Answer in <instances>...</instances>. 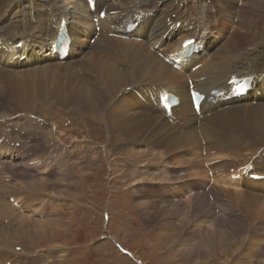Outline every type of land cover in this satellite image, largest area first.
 <instances>
[{
    "label": "bare ground",
    "instance_id": "obj_1",
    "mask_svg": "<svg viewBox=\"0 0 264 264\" xmlns=\"http://www.w3.org/2000/svg\"><path fill=\"white\" fill-rule=\"evenodd\" d=\"M93 2L94 13L88 0H0V150L19 155L0 154V195L14 202L35 195L38 205L47 198L39 206L53 210L51 221L42 219V229L34 231L29 213L18 216L27 223L1 220L0 245L27 242L61 221V190L76 188L81 176L76 165L63 163L64 151L51 160L65 146L57 120L74 135L75 117L100 120L109 138H121V152L136 164V196L143 199L136 208L149 220L157 217L160 244L180 248L193 264L218 256L225 264H240L236 257L264 264V0ZM131 23L136 26L126 34ZM60 27L71 37L62 61L49 53ZM191 85L205 95L201 115L192 109ZM166 93L179 100L174 118L163 105ZM15 120L32 130H20ZM194 169L229 184L234 194L202 187L204 178ZM218 206L224 217L216 216ZM171 216L182 220L165 219ZM253 220L256 227H250ZM16 261L0 251V264Z\"/></svg>",
    "mask_w": 264,
    "mask_h": 264
},
{
    "label": "rangeland",
    "instance_id": "obj_2",
    "mask_svg": "<svg viewBox=\"0 0 264 264\" xmlns=\"http://www.w3.org/2000/svg\"><path fill=\"white\" fill-rule=\"evenodd\" d=\"M84 119L85 121H82V118H72L73 123L76 122L79 127V131L74 134L75 136L67 133L66 130L69 127L64 119L57 120L56 123V127H59V132L56 135H59L62 144L65 146L61 150H57L51 161L60 159V155L64 151L65 159H63V163L69 166L76 165L78 173L75 172L76 176H81L76 188L70 189L71 191L61 190L65 198H58L59 209L56 211V214L61 217V221L56 224L57 226L50 227L51 229L43 235L41 233L34 234L30 238L31 240L27 242L9 245V249H5L0 245V251H7V255H12L13 259L17 260L14 264H17V262L18 264H193V261H188L187 258L181 256L180 248L171 249L169 246L164 247L160 244L155 236L161 231L154 229L157 217L149 220L142 212L139 213L136 208L138 206L136 203L138 202L137 198H139L136 196L137 179L134 176L136 164L126 153L121 152V148L118 146L121 143V138H109V134L102 126V121L99 120L97 123L93 119ZM13 123L17 124L22 131L32 130L33 128L32 125H26L17 120ZM49 127L50 124L45 125V128L48 129ZM19 128L15 127L16 130ZM55 138L56 136L51 139V143L55 142ZM3 142L4 137L0 139V146ZM45 146H49V144L46 142ZM4 152H11L12 155L19 156L14 149L7 150L4 148L0 150V154ZM191 162H194V160L192 159ZM200 163L201 161H199V166L204 165ZM189 166L196 167L195 164ZM42 171L37 173L45 174V171ZM188 171H191V169L188 168ZM194 172L204 178L202 187L219 188L221 186L220 190H225L223 195L228 193L226 194L228 197V195L234 194L233 188L228 187L229 184L217 182L216 177H207L204 175L203 169H194ZM230 173L231 169L224 174V181L222 182L229 180ZM4 176L10 178L8 174H4ZM55 178H57V175L52 179ZM0 179L3 178L0 177ZM1 180L0 183H3ZM213 184L216 187H213ZM231 186H234V184H231ZM260 190V197H264L263 186ZM26 195L21 196L19 200L24 197L29 199H26L27 202L22 203L16 200L15 202L12 201L11 204L7 201L10 197L0 195V201L5 203L2 207V202H0V222L2 220L7 225V221L10 222L11 220L14 224H23V222H28L29 219H23L22 221L21 217L18 218V216L29 213L31 214L29 217L34 218L32 221L26 222L30 226V231L42 229L40 227V225H43L41 220L49 217L50 222L53 218V210L50 209V205L47 208L40 207L45 206L47 198L39 206L37 200H40L41 197L38 198V196L33 195L31 198L28 195L26 197ZM149 195L152 197L153 194ZM184 197L182 202L188 199V196L185 195ZM207 198L209 197L207 196ZM30 200L35 203L29 204ZM175 202H177V199ZM8 205L10 211L13 209L12 213L5 210ZM163 205L164 203L161 205L156 204L155 207L160 210ZM219 208L221 206H218V209L215 210L216 216L224 217V209L220 211ZM3 209L4 213L2 212ZM263 217L261 215L264 220ZM165 219L178 223L182 220V216H171ZM150 222H153L152 225ZM252 223L250 227H256L254 220ZM206 225L208 224H203V226ZM246 235L247 233H243L244 237ZM233 240L236 241L237 238ZM218 253L221 254V250ZM25 257H32V259ZM35 258L38 259L35 260ZM224 258L218 256L217 262L214 260L209 264H218L219 262L225 264ZM208 260L206 259L204 262H208ZM234 261L245 264L237 257ZM251 263L253 264L254 261L251 260Z\"/></svg>",
    "mask_w": 264,
    "mask_h": 264
}]
</instances>
